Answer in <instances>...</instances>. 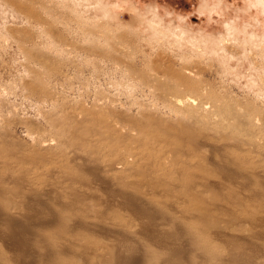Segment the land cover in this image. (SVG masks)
<instances>
[{"label":"rangeland","instance_id":"374dc122","mask_svg":"<svg viewBox=\"0 0 264 264\" xmlns=\"http://www.w3.org/2000/svg\"><path fill=\"white\" fill-rule=\"evenodd\" d=\"M184 96L206 106L204 113L191 116L176 103ZM252 115L256 127L247 124ZM141 133L174 157L205 154L188 167L194 174L221 176L217 161L225 151L253 155L252 165L264 167V0H0V179L6 185L26 191L12 176L28 167L24 178L41 180L47 187L42 198L50 204L59 208L69 201L73 212L80 194L91 192L93 212L101 210L99 223L105 218L114 224L109 228L126 226L156 244L142 230L165 224L157 206L176 217L193 215L178 190L131 185L156 196L152 218L118 195L111 199L112 183L97 181L100 172L112 171L108 160L125 158L127 150L154 151L141 142ZM249 138L260 145L248 147ZM114 169L124 179L142 172ZM148 170L143 171L156 174ZM29 202L27 227L55 230L54 219L37 216L38 208H49L37 205L34 196ZM260 209L247 210L250 222L241 217L233 223L258 231L263 240ZM87 220L76 230H101Z\"/></svg>","mask_w":264,"mask_h":264},{"label":"bare ground","instance_id":"6f19581e","mask_svg":"<svg viewBox=\"0 0 264 264\" xmlns=\"http://www.w3.org/2000/svg\"><path fill=\"white\" fill-rule=\"evenodd\" d=\"M176 103L188 107L187 112L191 116L201 115L206 109V106L197 104L195 98L191 96L177 98ZM251 117L253 118L247 124L256 127L258 125L257 116L252 115ZM224 126L228 128L227 125ZM139 138L141 142L149 143L154 151L127 150L128 155L125 158L110 159L106 162L108 165L104 163L112 171L110 173L100 172L97 181L105 187L112 183L109 185L111 199H115V196L118 195L131 208L136 207L135 211L139 209L148 217L154 218L153 214H156V209L165 224L158 225L153 230H142L154 241L156 240V244H147L140 239L138 231L133 230V232L126 226H123L122 230H113L114 224L104 222L105 218L99 223L95 218H102L101 210L100 213L93 212L94 202L91 192L80 194L83 198L74 202L77 210L73 212H70L69 201L62 202L59 208L50 204L42 198L47 187L41 180L37 182L36 178L25 179L24 175L30 172V169L24 167V170L21 168L23 171L20 173H22L17 174L19 176L13 173L15 176L12 177L15 180H20L18 183L25 186L26 191L9 187L0 179V191L4 194V196L0 195V208H4L2 213L5 219L0 228V264H264L262 235H259L258 231L250 230L251 228L241 230L239 223H233L234 220L243 221L241 217L246 218L249 211L252 213L257 209H264V185L262 184L264 167L254 163L252 165L255 156L225 151L217 161L218 172L222 175L218 176L220 175L218 174L216 175L218 177L214 178L208 172L194 174L187 171L188 167L197 166L205 154L199 153L186 158L174 157L171 154L173 151L164 148L162 144H155L154 137L149 133H141ZM244 144L248 147H258L260 141L256 138H249ZM257 153L261 154L262 151H257ZM4 159L7 158H2V163H4ZM116 167L128 172L136 171L142 167V172L138 174L140 176L138 179L134 176L124 179L119 174V170L114 169ZM145 168L149 169L148 172L156 174L154 176L145 174L143 171ZM180 173L186 174L184 180L175 175L170 176ZM7 175L9 176V174ZM161 176H168L171 179L162 181ZM138 182L148 185L153 183L155 186L167 185L165 188L168 191L177 189L179 197L189 203L187 205L190 207L185 211L193 215L187 214V217L183 213L184 217H176L172 215L173 213L158 209L156 196L139 186H131ZM208 184H213V190L216 188V191H211L212 185ZM217 188L220 191H217ZM55 189L59 193L65 191V187ZM204 192H209L208 194L213 199L212 206L209 203L210 198L207 199L209 205L204 201L205 198L202 195ZM33 196L37 205L43 204L49 208L48 212L38 208L37 216L40 214L39 217L42 215V218L45 219L46 217H43L45 215L42 214L44 213L47 217L49 216V220L54 219L55 230H37L36 227H27L29 214L33 211L29 199ZM87 198L89 200L85 201ZM250 204L253 205V209ZM106 207L107 205H105ZM121 207H123L122 204ZM154 207L156 208L154 209ZM248 207L250 210L247 209ZM159 210L161 211L159 212ZM178 212L180 213V210ZM72 215L75 216L74 220L80 221L73 222L74 220L71 218L74 216L72 217ZM92 215L95 216L93 220L98 222L92 220ZM222 215L226 216L225 220L219 219ZM254 217L251 220L256 219ZM260 217L258 220L262 219V216ZM87 219H90L89 224H94L96 226L93 227H98L101 230H76L83 225L84 221L88 222ZM246 219L250 222L249 218ZM247 221L245 226L249 227L251 224L247 225ZM179 223H181V228ZM108 225H113L112 229ZM242 227L244 228V225ZM262 234L264 235V233Z\"/></svg>","mask_w":264,"mask_h":264}]
</instances>
